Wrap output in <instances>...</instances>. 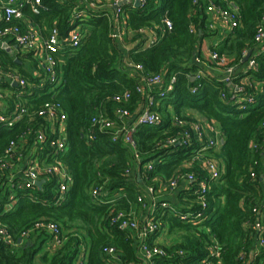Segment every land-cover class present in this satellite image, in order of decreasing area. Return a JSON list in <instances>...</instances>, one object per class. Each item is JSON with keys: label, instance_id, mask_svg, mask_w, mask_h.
<instances>
[{"label": "trees", "instance_id": "obj_1", "mask_svg": "<svg viewBox=\"0 0 264 264\" xmlns=\"http://www.w3.org/2000/svg\"><path fill=\"white\" fill-rule=\"evenodd\" d=\"M32 1L21 2L22 17L7 25L32 26L43 39L55 28L63 44L76 28L79 41L75 48L65 45L53 54L56 81L41 82L42 76L26 66L32 61V69L41 71L36 56L13 48L12 40L6 42L12 50L6 51L0 38V72H15L26 81L20 88L0 79V89L12 93L8 108L0 112L11 110L15 102L28 112L14 126L0 127V152L29 129L45 127L47 122L35 111L45 102H58L65 114V150L55 159L67 167L72 182L59 204L52 199L54 178L32 191L34 200L19 193L8 211L2 208L7 195H0V224L14 239L13 245L0 240V264H75L81 244L85 264H146L138 240L149 219L159 227L145 241L150 251L162 252L152 255L151 264H264V44L254 41L257 28L264 27V0H230L237 9V26L209 46L222 62L202 55V41L217 30L209 27L204 5L192 0L125 4L129 33L122 43L112 37L108 0H94L95 9L79 4L81 0H40L37 12L30 7ZM77 11L82 14L76 16ZM140 28L159 33L157 41L144 46L146 35ZM249 51L252 67L243 61ZM195 58L214 66L217 75L204 73ZM126 62L142 65L143 75H160L161 88L174 76L172 89L152 108L161 117L160 125L134 124L146 93L137 91L139 74ZM228 67L234 75L224 83L219 75ZM199 70L202 76L192 79ZM235 86L242 91L235 92ZM117 110L128 116L119 117ZM172 116L183 124H174ZM102 120L113 124L102 127ZM197 121L213 126L223 141L216 147L202 142L206 146L201 149L191 135L188 145L167 144L193 134L191 125ZM132 125L134 147L124 142L122 132L116 133L118 126ZM33 136H27L28 142ZM212 159L219 167L218 178H211L204 166ZM146 163L152 167L147 169ZM187 176L191 180L184 184ZM175 177L178 186L170 191ZM199 182L205 184L204 192ZM94 190L102 192L99 199L91 195ZM40 219L59 224L60 246L47 248L51 236L41 230L17 241L22 230ZM123 221L135 228L121 227ZM108 247L116 257L106 255Z\"/></svg>", "mask_w": 264, "mask_h": 264}, {"label": "built area", "instance_id": "obj_2", "mask_svg": "<svg viewBox=\"0 0 264 264\" xmlns=\"http://www.w3.org/2000/svg\"><path fill=\"white\" fill-rule=\"evenodd\" d=\"M23 1L30 2L32 0H5L0 3V23H5V26L0 27V38L2 41L4 40L3 43L5 44L7 40H12L16 48L18 47L20 50L31 51L40 63L41 71H39L37 76H42L41 82L44 80L55 82L56 61L53 54L65 45L75 48L79 41V34L76 28L70 30L69 37L65 40L67 44H63V42L61 43L58 32L55 28H52L48 37L43 39L42 37H39L36 30L30 26L26 29H22L19 25H7V23L12 19H20L22 17L20 6ZM81 1L79 4H86L88 7L93 9L98 6L95 4L94 0ZM124 1L128 5L134 6L135 1H137L139 5L144 3V0H108L107 4L111 8V17L114 20V32L112 37L121 43L124 35L129 33L126 16L123 10V6L125 4H121ZM192 2L195 4H203L205 12L208 16H212V18H209L210 28H213L215 25L214 22H218L223 28H225L226 32H231L237 26V9L230 0H192ZM39 4L40 0H33L30 7L34 12H37L40 6ZM81 14L82 11H77L76 16H80ZM162 22L165 28H170L171 24L167 18L164 17ZM137 31L139 33H145L146 35L144 46L153 44L159 37V33L153 29L140 28ZM254 41L258 45L264 43V27L261 26L257 28L254 35ZM209 60L212 62H216L217 60L222 62V59H219L216 52L209 53ZM247 60L248 62L246 66L252 67L254 65V61L249 59V57ZM194 61L196 63H200L201 60H199V58H195ZM125 65L129 70L135 71L139 74L140 84L136 87L137 91L140 93H146V103L142 111L136 116L134 124H147L150 126L160 125L162 121L161 117L159 114L154 112L152 108L154 104H156L158 98L164 97L165 94L172 89V82L175 79L174 76H171L166 86L161 88L162 78L160 75H143L142 65L140 64L126 62ZM202 74L203 71L199 70L192 76V79L200 78ZM233 75L234 70L231 67H228L225 69L224 73H222L220 79L224 83H230ZM0 79H3L9 84H15V86H19L20 88H24L26 86V81L12 71L0 72ZM155 88L161 89L158 90L157 93H153ZM7 91L10 92L7 89H4V92L0 89L1 102L7 100V97H11L9 93L6 94ZM194 91L195 88L191 90V92ZM234 91L241 92L242 88L235 86ZM244 99L249 102L248 98ZM7 108L8 107L5 103H3L2 107H0L2 110ZM241 108H244V106L242 105ZM116 112L121 118L128 116V113L125 110H117ZM27 114L28 112L24 106L19 102H15L11 110L0 112V127H12ZM35 114L46 121L47 125L33 131L29 129L27 131L28 134H21L18 140L19 142H9L0 152V195H7V202L2 206L3 211H8L15 206L19 193L27 196L30 200H34L35 195L32 191L34 189L41 190L45 182L50 178L55 179V190H53L54 195L52 198L53 204H59L64 200L65 193L72 182V177L67 167L58 159H55L56 154L65 150V114L62 111L61 105L58 102L53 101L45 102L38 110L35 111ZM172 122L178 126L183 124V122L178 120L175 116H172ZM112 124L113 123L110 121L102 120V127H110ZM191 128L193 130V134L184 133L181 140L173 138L168 140L167 144L188 145L191 140V135H193L192 137L198 142H201L199 143V145L202 146L201 149L205 148L206 145L216 147L221 141L220 134L215 130V128H213V126L207 123L197 121L195 124L191 125ZM118 132H122V137L126 144L131 147L135 146L132 139V133L134 132L133 125L128 128L118 126L116 133ZM32 133L34 134L33 141L28 142L29 139L27 136ZM202 142H207V144L203 145ZM134 158L138 160L136 151H134ZM48 160H50V162H48ZM204 166L211 178H218L220 171L218 164L214 159L205 162ZM145 167L150 169L152 167L151 163H146ZM137 177L139 178V174H137ZM41 179L43 180V183L40 188H37L35 182ZM185 179L191 180V176H187V178L183 179L184 184H186ZM177 180L178 177H175L169 182L168 186L170 191H173L178 186ZM199 186L201 191L204 192L205 184L203 182H199ZM101 193L99 190H94L91 192V195L94 198L98 197L99 199ZM146 194L148 196H152L151 188L146 189ZM165 205L166 203H162V206ZM184 217L185 216H182V218ZM121 227L133 229L135 228V224L133 222L123 221ZM158 227V224L149 219L139 236L138 243H140L138 246V252L144 258L146 264H151L152 255L162 254V252L157 249L150 251L147 241H145L148 234L154 232L158 229ZM256 227L258 229L260 228L259 225ZM36 230L45 231L51 236L49 245L53 248L62 244L63 239L59 224L54 221L44 219L37 220L34 222L32 227L22 230L17 241L19 240L20 242L22 239L28 238L30 233ZM0 240L7 245L14 244L12 235L9 233L7 228L1 224ZM105 251L106 255L116 257V252L113 247H108ZM85 256V246L81 244L80 253L75 260V264H85ZM113 264H115V261H113Z\"/></svg>", "mask_w": 264, "mask_h": 264}, {"label": "crops", "instance_id": "obj_3", "mask_svg": "<svg viewBox=\"0 0 264 264\" xmlns=\"http://www.w3.org/2000/svg\"><path fill=\"white\" fill-rule=\"evenodd\" d=\"M4 1L5 0H0V3L4 2ZM209 18H212V16L209 15ZM214 24L215 25L213 26V28L217 30V35L213 36V37L205 38L202 41V45H201L202 55L204 58H207V59H209V53H210L209 52V46H210V44H212V43L218 44L222 40V38L226 36L225 35V28H223L218 22L217 23L214 22ZM30 27L33 28L32 26H30ZM33 29H35V28H33ZM36 32L39 35V37H42L41 31L36 30ZM263 44H261L260 46H262ZM8 47H10V46H8ZM10 48L12 50V47H10ZM123 49H124V47H123ZM198 64L202 67L204 66L205 73L210 74V75H213V74L217 75V73H216L217 69L214 68V66L207 65V64H205V62H202V64H200V63H198ZM26 66H27V69L32 70L33 74H35V75L39 74V69L38 70H36L35 68L32 69V64H27ZM219 77H220V75H219ZM8 93L10 96H12L11 92L7 91L6 94H8ZM3 103L6 104L7 100H5L4 102L0 101V107H2ZM46 247L53 249V247L49 244Z\"/></svg>", "mask_w": 264, "mask_h": 264}, {"label": "water", "instance_id": "obj_4", "mask_svg": "<svg viewBox=\"0 0 264 264\" xmlns=\"http://www.w3.org/2000/svg\"><path fill=\"white\" fill-rule=\"evenodd\" d=\"M121 4H126V2H122ZM135 6H138L139 3L137 1L134 2ZM2 47L6 50V51H11V48L7 46V44L3 43ZM13 48H16V46H14ZM250 51L243 57V61H246L248 59V57L250 56ZM15 85V84H14ZM223 140L221 139L220 142H222ZM43 183V180H38L35 182V185L37 186V188L41 187V184ZM19 241V240H18Z\"/></svg>", "mask_w": 264, "mask_h": 264}, {"label": "rangeland", "instance_id": "obj_5", "mask_svg": "<svg viewBox=\"0 0 264 264\" xmlns=\"http://www.w3.org/2000/svg\"><path fill=\"white\" fill-rule=\"evenodd\" d=\"M122 46H124L123 44H122ZM30 63L32 64V61H30ZM3 92H4V89H1ZM168 195H171V194H168ZM172 196V195H171Z\"/></svg>", "mask_w": 264, "mask_h": 264}]
</instances>
